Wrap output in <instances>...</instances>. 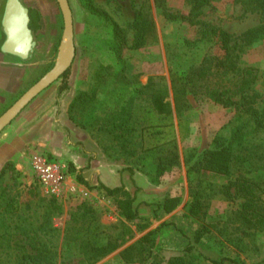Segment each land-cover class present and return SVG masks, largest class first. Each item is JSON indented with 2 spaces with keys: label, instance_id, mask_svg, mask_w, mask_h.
Returning a JSON list of instances; mask_svg holds the SVG:
<instances>
[{
  "label": "rangeland",
  "instance_id": "1",
  "mask_svg": "<svg viewBox=\"0 0 264 264\" xmlns=\"http://www.w3.org/2000/svg\"><path fill=\"white\" fill-rule=\"evenodd\" d=\"M23 1L44 8L41 28L33 32L36 47L30 58L4 53L1 46L6 35L2 18L7 0H0V115L54 66L65 48L62 44L64 16L58 0ZM160 2L70 0L76 57L67 79L69 87L62 90L64 77L59 78L0 133V173L8 162L15 167V170L9 167L0 178L1 264L25 262L27 258L17 256L24 250L37 256L30 264L44 263V255L54 256L57 264L65 257L71 264H76L78 252L72 250L75 248L72 245L76 244L72 243L68 249L65 234L71 215L85 212L83 204L94 208V220L102 224L118 221L117 205L100 187L101 182L94 183L95 172H84V161L78 167L67 155L74 146L84 156L85 142H89L87 145L96 158L105 163L113 162L121 170V185L124 184L131 193H137V197L143 194L141 196L148 200L144 199L142 206L147 208L144 218L149 220L150 227L136 237L152 228L151 218L162 225L160 236L173 229L179 230V223L172 225L170 217L162 220V215L155 209L166 196L177 194L185 201L186 211L193 201L205 204L203 215L190 220L191 224L195 222L196 228L186 227L189 240L196 229L203 228L204 237L197 245L202 252L211 258H238L241 264H264V230L249 229L239 215L246 198L226 193V184L239 173H206L205 177H197L196 171L188 172L185 161L194 147L203 149L218 137L231 138L233 129L247 118L241 107H226L214 101L207 92L208 80H202L197 74L207 54L220 52L215 41L199 40L202 25L210 23L233 33L238 42L239 63L255 66L259 71L257 82L244 96L262 108L264 35L250 43L244 40L245 31L264 23L261 14L246 11L237 0H211L199 17L201 22L190 24L168 20L163 14L164 8L187 12L189 6L184 0ZM139 12L148 18L149 35L144 45L132 48L136 32L134 20ZM114 22L119 23L127 34V44L121 54L113 48ZM98 75H101L99 79ZM156 95H162L170 102L171 117L159 115L154 110ZM241 96L243 94H238L235 98ZM64 120L75 124L82 135L73 133ZM157 124L163 128V133L154 132ZM84 132L89 133L86 141ZM263 136L260 133L255 141H261ZM50 146H57L58 153ZM36 151H45L63 165L66 178L59 193L48 191L38 180L31 163V156ZM175 154L176 164L169 165L164 161ZM258 164L257 169L247 174L256 180L260 202L264 204V161ZM79 175L89 182V186L80 181ZM145 182L146 187L140 185ZM159 182L168 187L159 189ZM16 183L20 189L37 185L40 196L45 199L56 196L63 211L52 214L47 220L44 215L47 200L40 199L33 200L28 208L20 204L13 212L4 211L5 200L16 193ZM231 191L235 193V187ZM92 224L85 222L84 231ZM36 235L37 239L33 241L30 236ZM38 240L48 242L52 250H57L56 255L43 253L42 256L40 250L34 249V246H40ZM116 251L96 264H102ZM183 252L161 250L158 244L155 256L161 264H170L171 256ZM187 258L188 264H215L205 257L188 255ZM117 262L112 259L107 264Z\"/></svg>",
  "mask_w": 264,
  "mask_h": 264
},
{
  "label": "trees",
  "instance_id": "2",
  "mask_svg": "<svg viewBox=\"0 0 264 264\" xmlns=\"http://www.w3.org/2000/svg\"><path fill=\"white\" fill-rule=\"evenodd\" d=\"M158 1L160 2V0ZM184 1L189 6L187 12H175L164 8V16L168 20L186 21L190 24L200 23L201 20L199 17L203 14L205 7L211 4V0ZM237 1L243 4L246 11L259 12L264 22V0ZM91 4L95 6L93 2ZM30 17V27L33 32L38 31L41 28L40 21L42 16L40 11L37 8L30 7ZM134 27L136 32L131 47L139 48L147 42L149 35L148 18L142 12L136 15ZM260 35H264V23L245 31L244 40L250 43L260 37ZM199 40H213L220 50L219 53L207 54L197 73L202 80H208L206 86L208 94L214 101L226 107L232 105L241 107L244 113L247 114V118L242 124L233 129L231 138L218 137L203 149L194 147L191 153L187 154L185 158L186 164L188 165V172L196 171L197 177H205L204 174L206 173L219 175L239 173L236 178H232L226 184V193L228 195H241L246 198L239 215L248 225L249 229L263 231L264 204L260 202V194L256 180L248 176L247 173L257 169L256 167H258L259 161H264V136L261 137V141H255V138L260 133L264 134V107H257L254 102H251L244 96V93L257 82L259 78L258 68L255 66H244L239 63L240 54L237 51L238 42L235 41L233 33L226 28L204 23L201 28V37ZM126 44V31L119 23L114 22L113 48L121 54ZM69 74L70 69L62 75L64 77L62 90L69 87L67 80ZM100 77L101 75L97 76L98 79ZM238 94H243V96L240 99H236L235 96ZM153 101V108L159 115L171 117L172 110L170 102L166 101L162 95L154 96ZM151 114H154L153 110ZM155 123L153 122V124ZM154 132L161 134L163 133V128L157 124ZM176 157L177 154L164 161L169 165H174L176 164ZM11 164V162H8L3 168L0 173V178L9 167L15 170V167ZM79 179L81 182L87 185L89 184L82 175H79ZM15 185L16 193L5 200L3 205L4 211L13 212L20 204H24L28 208L35 199L47 200V208L44 212L47 220L52 214L63 211L62 205L58 202L57 197L53 196L49 199L41 197L37 185L32 184L24 189H20L17 183ZM100 187L105 190L107 196L113 198L114 203L117 205L120 218L117 222L108 225L102 224L94 220V208L92 206L84 207V204L83 208L85 212L81 215H71L70 224L66 229L65 240L68 249H71L69 246L72 243L76 244V246L72 245V247H75L72 250L78 252L76 264H96L108 254L135 238L139 232H144L150 227L149 220L141 216L139 205L136 204L137 193H131L124 184L111 187L101 183ZM232 187H235V193L231 191ZM180 202L181 197L179 195H168L157 204L166 212H172L178 207ZM204 207V203L193 201L188 206L187 212L194 218H200L203 215L202 209ZM83 218L84 220L87 219L90 225L93 222L92 226L87 228L86 231H84V224L87 221L84 222ZM161 229L162 225L145 232L139 239L122 251L123 258L127 261H138L142 264H161V260L158 259V256H155ZM1 236H4V234H1ZM30 237L33 241L37 239V235ZM203 237V228L196 229L190 237L183 254L171 256L168 262L170 264H188L187 256L194 255L195 258L205 257L212 259L215 264H241L238 258H211L207 256L197 246L201 243ZM38 244L42 247L34 246V249L40 250L42 256L43 253H48L49 255L54 253L56 255L57 250H52V246L48 245V242L38 240ZM17 256L18 258L20 256L21 259H27L25 262L20 260L14 264H30L29 262H33L37 258L35 254L27 250H24L23 254H18ZM47 256L44 255L42 257L46 261L44 263L40 262L41 264H57L54 256ZM60 264H71V262L65 257Z\"/></svg>",
  "mask_w": 264,
  "mask_h": 264
},
{
  "label": "water",
  "instance_id": "3",
  "mask_svg": "<svg viewBox=\"0 0 264 264\" xmlns=\"http://www.w3.org/2000/svg\"><path fill=\"white\" fill-rule=\"evenodd\" d=\"M64 16L62 44L65 48L54 66L35 84L24 92L4 113L0 115V133L46 88L57 81L72 67L76 57L75 25L70 0H58ZM29 7L22 0H7L2 18L6 38L1 46L3 52L31 57L36 47L30 27Z\"/></svg>",
  "mask_w": 264,
  "mask_h": 264
},
{
  "label": "crops",
  "instance_id": "4",
  "mask_svg": "<svg viewBox=\"0 0 264 264\" xmlns=\"http://www.w3.org/2000/svg\"><path fill=\"white\" fill-rule=\"evenodd\" d=\"M27 6L29 8L30 7L37 8L40 11L41 16L43 15L44 8L41 5L34 3V4H27ZM6 54H10V53H6ZM10 55L17 56L14 54H10ZM17 57H20V56H17ZM60 119L62 120V118ZM64 123L67 125L69 129H71V131H73V133L75 134L77 133L80 136L82 135L78 127L75 126V124L65 122V120H64ZM88 134H89L88 132H84V141L88 139L89 137ZM87 144L89 145V142L88 143L85 142L86 149L84 150V156L82 155V153L79 152L77 147H74V146L71 147L69 152H67V155H69L71 161H73L78 167H80V165L84 161V172L91 171V172H95L96 174V177L93 179V181H96L94 183L101 182L111 187L121 185V181H122L121 170L113 162L105 163L100 158H96L94 153L91 151V149L88 147ZM56 147L57 146H50V149L58 153L57 151H59V149ZM42 153H45V151H42ZM148 183H150V181H148ZM157 184H158L157 187L159 189H165V187H168V186H164L165 184H163L162 182H159ZM140 185L143 187H146L147 182L141 183ZM141 195L143 194H140L137 197L136 204L139 205L141 216L145 217L147 216L146 214L148 212H147V208L142 206L143 204L142 201H144L145 198H143V196ZM174 195H177V194H174ZM184 203L185 201L181 200L176 210L174 209L172 212H166L163 208L159 207L158 204L155 205L156 211L162 215L161 216L162 220L164 218L167 219L170 217L173 221L172 225H175L174 223L176 224L179 223L178 224L179 230L173 229V230L168 231L167 234L159 236L158 244L161 250L168 249V250H174V251H183L189 242L188 236L190 235V233H187L186 227H189L192 229L196 228L195 222H193L192 224L190 223V220L194 219V217L190 216L188 212L184 209ZM151 220H152V228H150V230L161 225L160 222L157 221V219L151 218ZM191 225H194V226H191ZM139 237H141V235H139ZM139 237H136L134 241H136ZM134 241L131 240L129 243H126V245L124 244L125 247L121 248L122 247L121 246L120 247L121 249L118 248L117 251L115 250L116 252L110 255L108 258H106L102 264H107L111 262L112 259L114 260L117 259L118 261L117 264H140L138 261H127L122 256V251Z\"/></svg>",
  "mask_w": 264,
  "mask_h": 264
},
{
  "label": "built area",
  "instance_id": "5",
  "mask_svg": "<svg viewBox=\"0 0 264 264\" xmlns=\"http://www.w3.org/2000/svg\"><path fill=\"white\" fill-rule=\"evenodd\" d=\"M31 163L38 180L47 187L48 191L59 193L66 178L63 165L39 151L32 154Z\"/></svg>",
  "mask_w": 264,
  "mask_h": 264
},
{
  "label": "flooded vegetation",
  "instance_id": "6",
  "mask_svg": "<svg viewBox=\"0 0 264 264\" xmlns=\"http://www.w3.org/2000/svg\"><path fill=\"white\" fill-rule=\"evenodd\" d=\"M29 12H30V8H29Z\"/></svg>",
  "mask_w": 264,
  "mask_h": 264
}]
</instances>
